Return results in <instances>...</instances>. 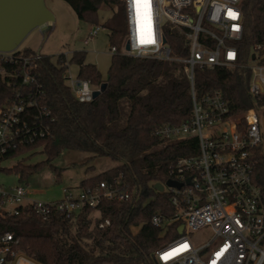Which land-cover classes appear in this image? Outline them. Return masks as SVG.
Segmentation results:
<instances>
[{
	"label": "built area",
	"instance_id": "obj_1",
	"mask_svg": "<svg viewBox=\"0 0 264 264\" xmlns=\"http://www.w3.org/2000/svg\"><path fill=\"white\" fill-rule=\"evenodd\" d=\"M242 1L122 0L126 34L122 45L112 44L110 52L180 62L190 81V117L153 132L164 142L196 137L198 144L196 154L178 158L170 169L168 179L181 186L162 183L160 192L170 195L173 212L155 213L151 223L162 229L176 223L179 236L155 252L157 264H264V186L256 172L264 159V58L258 44L250 62L240 59L237 42L245 31ZM104 27L93 26L84 43L89 44ZM176 34L185 40L180 45L185 51L182 56L173 52L169 41ZM42 56L19 48L0 51V161L50 131V111L32 94L38 85L36 61ZM197 67L250 69L249 93L258 100L259 108L248 109L241 116L230 114L221 89L198 92ZM65 76L79 101L93 99L98 86L69 75L68 70ZM131 194L118 178L81 188L77 195L64 189L65 196L51 202L30 200L29 190L22 184L0 185V216L28 206L46 218L54 212L70 217L85 207L97 208L105 200H127ZM198 231L209 232L210 238L194 241L192 233ZM15 246L13 233L0 234V264H40Z\"/></svg>",
	"mask_w": 264,
	"mask_h": 264
},
{
	"label": "trees",
	"instance_id": "obj_2",
	"mask_svg": "<svg viewBox=\"0 0 264 264\" xmlns=\"http://www.w3.org/2000/svg\"><path fill=\"white\" fill-rule=\"evenodd\" d=\"M64 1L79 19L93 24H98L100 10L115 11L104 25L110 29L111 45H122V0ZM242 8L245 31L237 47L241 61L248 63L258 44L264 58V0H243ZM169 41L175 54H185L180 49L185 43L183 38L176 34ZM65 62L63 53L55 62L44 55L36 61L38 85L32 94L50 111L49 133L2 158L28 152L31 156L41 147L46 159L26 164L23 157L4 169L27 180L66 149L88 151L118 164L83 178L80 187H94L102 180L118 178L130 189L131 197L124 201L105 200L97 208L85 207L70 217L54 212L46 218L28 206L20 207L16 214L0 216V234L13 233L15 247L40 264H157L155 252L179 233L176 223L164 229L151 223L155 213L173 212L170 195L156 190L154 185L168 180L178 158L198 151L196 137L164 142L153 133L161 125L178 124L191 115L190 81L183 64L112 54L107 78H103L97 65L86 60V52L76 50L68 62L78 65L77 76L98 87L104 81L108 83L97 98L79 101L66 82ZM250 81L248 68L195 69L198 92L221 89L230 114L235 116L259 108L258 100L249 93ZM54 170L59 178L62 169ZM256 172L264 186V159L259 161ZM97 210L99 216L95 215Z\"/></svg>",
	"mask_w": 264,
	"mask_h": 264
},
{
	"label": "rangeland",
	"instance_id": "obj_3",
	"mask_svg": "<svg viewBox=\"0 0 264 264\" xmlns=\"http://www.w3.org/2000/svg\"><path fill=\"white\" fill-rule=\"evenodd\" d=\"M45 3L54 13L55 20L47 24L45 30L40 27L33 29L19 45V50L28 49L32 53L39 52L44 56H49L54 62L61 53H64L69 59L74 51L83 50L86 52V60L96 64L103 78H107L112 58L110 29L101 28L97 36L89 44H85L84 40L96 24L79 19L75 10L64 0H45ZM114 12L111 9L100 10L97 19L98 24L104 25L106 21L114 17ZM123 13L125 36V11ZM78 69L77 64H69L68 74L76 77ZM66 82L69 84V79H66ZM36 151L31 156L28 152L0 161V185L10 187L22 184L29 190L30 200L57 201L65 196L64 189L77 195L81 191L80 181L83 178L118 164L109 157H95L88 151L66 149L51 164L45 165L27 180L20 179V175L16 172L4 169L13 167L23 157H25L26 164H36L46 159V155L41 152V147L37 148ZM54 167L62 169L59 178ZM95 215H99L98 212H95ZM192 236L194 241L203 242L210 238V233L198 231L193 232ZM173 239L175 238H171L169 241Z\"/></svg>",
	"mask_w": 264,
	"mask_h": 264
},
{
	"label": "water",
	"instance_id": "obj_4",
	"mask_svg": "<svg viewBox=\"0 0 264 264\" xmlns=\"http://www.w3.org/2000/svg\"><path fill=\"white\" fill-rule=\"evenodd\" d=\"M54 20V13L47 7L45 0H0V51L17 49L33 29L40 27L45 30L47 24ZM126 47L129 49L128 44ZM107 85V81L102 82L93 91V99L100 96ZM167 184L181 186V183L172 179H168ZM154 188L163 191L164 185L157 182ZM183 228L184 225H181L179 231L182 232Z\"/></svg>",
	"mask_w": 264,
	"mask_h": 264
},
{
	"label": "snow or ice",
	"instance_id": "obj_5",
	"mask_svg": "<svg viewBox=\"0 0 264 264\" xmlns=\"http://www.w3.org/2000/svg\"><path fill=\"white\" fill-rule=\"evenodd\" d=\"M136 3L148 2V0H135ZM231 55V54H230Z\"/></svg>",
	"mask_w": 264,
	"mask_h": 264
}]
</instances>
